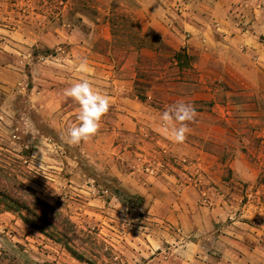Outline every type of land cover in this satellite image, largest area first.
<instances>
[{"label":"rangeland","instance_id":"1","mask_svg":"<svg viewBox=\"0 0 264 264\" xmlns=\"http://www.w3.org/2000/svg\"><path fill=\"white\" fill-rule=\"evenodd\" d=\"M188 2L0 0V178L25 203L34 202V195L48 205L36 207L37 213L55 227L0 202V264H261L264 128H257L259 140L246 147L255 152L251 162L260 172L253 182L236 184L230 160L218 159L223 172L218 175V221L210 222L212 191L204 184L208 177L200 161L160 155L144 160L135 157L132 144L118 152L107 134L111 128L101 125L113 124L110 111L91 140L72 145L67 142V130L75 125L72 98L64 96L62 110L50 115L35 98L51 84L64 91L68 84L62 79L70 74L71 60L87 49L107 56L119 70L137 49L132 43L136 33L163 56L161 63L142 61L143 71L169 66L168 52L159 45L166 43L151 30L142 33L134 12L149 5L172 19L169 15L178 16L177 7ZM168 70L174 71L172 66ZM145 86L140 80L136 87L140 101ZM172 167L197 193L196 205H184L180 190L171 194L153 184ZM220 180L230 185L220 188Z\"/></svg>","mask_w":264,"mask_h":264},{"label":"crops","instance_id":"2","mask_svg":"<svg viewBox=\"0 0 264 264\" xmlns=\"http://www.w3.org/2000/svg\"><path fill=\"white\" fill-rule=\"evenodd\" d=\"M149 5H141L134 12L138 28L142 33L153 31L172 53L184 50L190 68L179 70L168 53L166 60L173 72H169V66L154 65L144 72L142 61L154 64L160 57L157 45L150 42L128 53L119 70L107 56L91 54L87 49L81 58L76 55L71 60L70 74L62 80L68 84L67 89L87 79L94 91L109 100L113 124L102 121L101 125L111 128L106 132L112 142L113 138L117 142L118 152L132 144L135 157L144 160L164 156L173 161L184 157L200 161L208 177L204 184L212 191L209 198L213 208L208 219L216 222L218 175L223 173L218 171V159L230 160V174L232 181L238 180L236 184L253 182L260 173L251 162L255 152L246 147L257 137L259 140L257 128H264V0H189L178 16L169 15L172 19ZM82 60L91 71L79 70ZM140 80L146 83L145 92H139L145 95L144 101L137 95ZM51 85L55 86L41 88L35 97L46 115L62 110L65 96L66 89L60 91L56 84ZM181 100L191 102L197 116L188 125L185 142L178 144L165 132L161 115ZM74 103L76 107L70 113L78 124L80 110ZM160 174L152 179L153 184L171 194L180 190L184 205H196L197 193L177 168ZM219 183L220 188L230 185L221 180ZM156 201L163 203L161 199ZM260 262L264 264V254Z\"/></svg>","mask_w":264,"mask_h":264},{"label":"clouds","instance_id":"3","mask_svg":"<svg viewBox=\"0 0 264 264\" xmlns=\"http://www.w3.org/2000/svg\"><path fill=\"white\" fill-rule=\"evenodd\" d=\"M81 72H89L86 61L78 64ZM66 97L72 98L79 105L77 119L78 124L70 126L67 130V142L72 145L80 144L91 140L100 128L101 118L108 112L109 100L93 90L87 79H81L73 83L64 92ZM197 116L195 107L191 102L178 101L169 105L162 113L161 120L164 130L169 133L175 143L181 144L186 140V133L189 132V123ZM35 157V154H34Z\"/></svg>","mask_w":264,"mask_h":264},{"label":"trees","instance_id":"4","mask_svg":"<svg viewBox=\"0 0 264 264\" xmlns=\"http://www.w3.org/2000/svg\"><path fill=\"white\" fill-rule=\"evenodd\" d=\"M132 43L138 45L137 47L138 49H141L144 46L142 37L141 35H138V33L132 36ZM159 45L161 49L167 51L168 53L170 52V55L172 59L176 62V67L179 70L183 68L184 69L190 68V64H189L190 58L186 55L184 50H180L178 52L172 53V51H170V49L165 44L160 43ZM157 50L159 51V49ZM160 57L157 59V63L158 62L161 63L163 61V58H160ZM27 190L30 191V194L33 193V191L29 190L28 188ZM32 200H34V202L29 203V204L25 203L24 199L21 198V195L17 194L13 189H11L8 185H6L0 178V202H2L4 205L6 202H11L14 205L13 206L15 208L14 211L18 210L19 213L23 212L25 215L32 216L35 220L39 221L40 223H45L47 225L48 222L45 218V215L42 214V216H40V214L37 213V212H40V210L36 207H39L40 209L41 208L45 209V208H48V205H46L44 202H41L34 195L32 196ZM20 215L24 223L31 226V222L25 216H23V214H20ZM53 225L48 224V226L52 230H54L55 228ZM71 254H73L72 251H71Z\"/></svg>","mask_w":264,"mask_h":264},{"label":"built area","instance_id":"5","mask_svg":"<svg viewBox=\"0 0 264 264\" xmlns=\"http://www.w3.org/2000/svg\"><path fill=\"white\" fill-rule=\"evenodd\" d=\"M182 7H183L182 5H180V6L177 7V11H178L179 13H181V12L183 11V10H182ZM159 165H160V164H159ZM148 170H150V171L153 173V172H155L156 169L151 167V169H148Z\"/></svg>","mask_w":264,"mask_h":264}]
</instances>
